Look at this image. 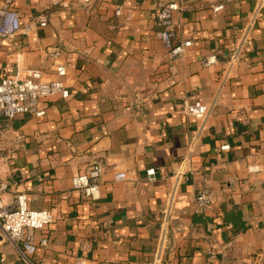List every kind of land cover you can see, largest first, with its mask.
<instances>
[{"label":"crops","instance_id":"crops-1","mask_svg":"<svg viewBox=\"0 0 264 264\" xmlns=\"http://www.w3.org/2000/svg\"><path fill=\"white\" fill-rule=\"evenodd\" d=\"M158 1L54 7L13 0L24 22L46 12L50 25L0 43V76L40 70L52 81L63 64L71 94L44 100L43 117L0 118L7 125L0 129L3 202L12 205L24 193L31 210L55 215L35 232L49 240L37 261L154 264L169 209L162 264H264V3L242 43L258 0H179L174 43L192 44L171 58L159 36ZM239 49L242 58L230 67ZM209 56L217 64L204 68ZM197 100L216 103L207 120L183 114L184 102ZM225 145L230 150L222 151ZM94 165L103 169L93 181L97 201L72 186ZM119 172L128 179L115 182ZM202 189L215 202L196 214ZM0 264H21L1 236Z\"/></svg>","mask_w":264,"mask_h":264},{"label":"built area","instance_id":"built-area-1","mask_svg":"<svg viewBox=\"0 0 264 264\" xmlns=\"http://www.w3.org/2000/svg\"><path fill=\"white\" fill-rule=\"evenodd\" d=\"M52 6H67L68 0H50ZM83 6H92L94 0H77ZM224 2L228 0H223ZM258 4L242 32V43H244L260 17V10L264 0H258ZM213 8L215 13L224 10L225 3ZM158 20L162 30L159 36L167 48L171 58L182 56L185 48L191 46V42L183 44L174 43V17L181 11L179 0H159ZM122 7L116 8V15L122 14ZM50 25L49 15L43 12L33 17L29 22H24L20 12L14 5L13 0H6L0 5V43L10 41L16 37L28 36L35 28H47ZM241 49V48H240ZM232 55L228 64L230 67L237 64L241 58V50ZM56 61L59 54H54ZM217 64L215 56H209L202 60V66L209 68ZM57 78L46 81L43 72L34 70L28 73L17 70L15 74L0 76V118L9 122L16 116L33 115L38 118L46 115V110L41 109V103L47 98L59 96L64 100L71 97L69 87L65 81L67 67L63 64L57 65ZM215 102L197 100L194 102L185 101L182 112L184 115L196 120H207L211 115ZM6 124H0V129ZM7 126V125H6ZM20 139V137H19ZM222 151L230 150V145L221 147ZM251 172H258V167L250 168ZM103 169L100 165L90 167L86 172L73 177L72 186L91 200L100 199V185L96 181L102 177ZM148 180H155L156 170L147 171ZM128 179L126 172H119L115 175V182H124ZM7 186L0 185V236L19 252L21 264H47L44 261L35 260L40 249L46 248L49 240L43 237L36 239L35 232L47 229L54 221L55 215L50 210H31L28 206V198L24 193L17 194L12 205H7L2 200V194ZM215 202L214 195L208 189H202L196 196L195 213L202 214ZM171 216L169 209L164 211L160 231L158 233V248L154 264H162L165 245L170 232ZM75 264H87L85 259L76 260Z\"/></svg>","mask_w":264,"mask_h":264}]
</instances>
